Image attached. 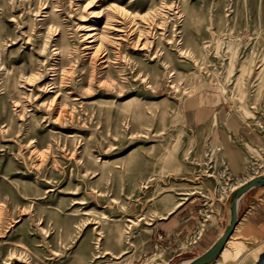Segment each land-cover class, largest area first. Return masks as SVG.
<instances>
[{
	"label": "rangeland",
	"instance_id": "obj_1",
	"mask_svg": "<svg viewBox=\"0 0 264 264\" xmlns=\"http://www.w3.org/2000/svg\"><path fill=\"white\" fill-rule=\"evenodd\" d=\"M199 98L264 121V0H0V264L197 255L152 226L234 186L185 122ZM231 239L207 264H264V234Z\"/></svg>",
	"mask_w": 264,
	"mask_h": 264
},
{
	"label": "crops",
	"instance_id": "obj_2",
	"mask_svg": "<svg viewBox=\"0 0 264 264\" xmlns=\"http://www.w3.org/2000/svg\"><path fill=\"white\" fill-rule=\"evenodd\" d=\"M184 118L203 140H210V143L212 141L218 145L227 176L234 180V186L229 189L224 199L209 200L194 196L181 201L165 215L157 218L152 229L155 234L162 235L164 243L169 244L195 235L196 240L191 247L201 254L223 232L229 217V192L253 176H246L249 152L251 148L264 150V121L259 126L257 121L246 120L212 102H203L200 98L185 108ZM237 213L238 222L219 255L227 257L231 253V246L240 244L239 241H232L234 235L258 239L264 234V186H255L244 193L239 199ZM205 214L208 217L207 222L201 220ZM182 262L183 260L180 264Z\"/></svg>",
	"mask_w": 264,
	"mask_h": 264
},
{
	"label": "water",
	"instance_id": "obj_3",
	"mask_svg": "<svg viewBox=\"0 0 264 264\" xmlns=\"http://www.w3.org/2000/svg\"><path fill=\"white\" fill-rule=\"evenodd\" d=\"M255 186H264V174H257V175L251 176L247 180L241 182L239 185H236L229 192L227 196L229 217L225 224L223 232L216 239V241L204 252H202L201 254L189 257V258H184L188 260L186 264H207L219 255V253L225 246V243L227 242V240L233 233L234 228L238 222L237 207H238L239 199L244 193H246L248 190H250L251 188Z\"/></svg>",
	"mask_w": 264,
	"mask_h": 264
},
{
	"label": "built area",
	"instance_id": "obj_4",
	"mask_svg": "<svg viewBox=\"0 0 264 264\" xmlns=\"http://www.w3.org/2000/svg\"><path fill=\"white\" fill-rule=\"evenodd\" d=\"M262 124H263V121L259 120V121H258V125H259V126H262ZM159 238H162V235H161V234L159 235ZM195 240H196V239L194 238V241H195ZM194 241H193V242H194Z\"/></svg>",
	"mask_w": 264,
	"mask_h": 264
},
{
	"label": "bare ground",
	"instance_id": "obj_5",
	"mask_svg": "<svg viewBox=\"0 0 264 264\" xmlns=\"http://www.w3.org/2000/svg\"><path fill=\"white\" fill-rule=\"evenodd\" d=\"M180 262L178 264H180ZM187 262H188V260L187 259H184L183 262H182V264H186Z\"/></svg>",
	"mask_w": 264,
	"mask_h": 264
}]
</instances>
